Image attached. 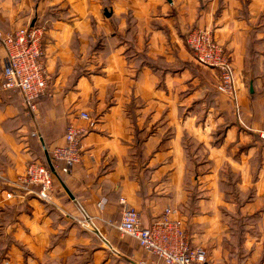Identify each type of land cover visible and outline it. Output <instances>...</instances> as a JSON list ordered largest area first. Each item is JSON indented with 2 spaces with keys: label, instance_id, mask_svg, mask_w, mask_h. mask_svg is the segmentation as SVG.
<instances>
[{
  "label": "crops",
  "instance_id": "crops-1",
  "mask_svg": "<svg viewBox=\"0 0 264 264\" xmlns=\"http://www.w3.org/2000/svg\"><path fill=\"white\" fill-rule=\"evenodd\" d=\"M29 21L44 27L48 86L27 114L1 87L0 46L1 263L162 264L106 223L124 198L144 226L177 209L206 264H264V73L247 67H264V0H0L1 30ZM198 27L231 56L237 109L185 44ZM80 112L96 123L81 160L55 175L51 202L14 189L28 162L46 163L67 126L85 123ZM77 204L104 239L77 224Z\"/></svg>",
  "mask_w": 264,
  "mask_h": 264
},
{
  "label": "built area",
  "instance_id": "built-area-1",
  "mask_svg": "<svg viewBox=\"0 0 264 264\" xmlns=\"http://www.w3.org/2000/svg\"><path fill=\"white\" fill-rule=\"evenodd\" d=\"M44 27L30 24L21 25L11 30L0 29V46L5 52L2 66V83L4 90L19 93L27 114L35 116L37 101L47 94L48 77L44 62ZM185 42L197 64L217 70L216 90L224 94L237 109V88L231 56L214 36L210 28H193L185 35ZM78 116L84 124H69L66 128L63 146L55 147L50 158L54 169L48 164L32 160L25 166L24 172L13 182L14 189L34 193L41 201L50 203L53 196V182L59 172L67 173L82 157L81 139L91 131L96 121L87 112ZM257 131L264 140V127ZM60 162L62 165H60ZM10 182V183H12ZM17 182V183H16ZM15 190H6L5 199L20 197ZM123 207L118 221L106 223L114 227L121 235L136 240L139 247L156 257L162 264H206L207 254L204 248L192 246L187 237L184 221L177 214V209L166 207L160 217L144 226L139 212L120 199ZM103 201L98 205H102ZM77 224L92 231L104 239L100 228L88 212L80 205Z\"/></svg>",
  "mask_w": 264,
  "mask_h": 264
},
{
  "label": "rangeland",
  "instance_id": "rangeland-1",
  "mask_svg": "<svg viewBox=\"0 0 264 264\" xmlns=\"http://www.w3.org/2000/svg\"><path fill=\"white\" fill-rule=\"evenodd\" d=\"M30 23V21L28 22V23H24L25 25H27V24H29ZM185 44H186V42H185ZM200 67H201V69L203 68L204 70H208L209 68L208 67H204V66H201L200 65ZM247 67H249V70L251 69V74H261V73H264V67H262V70L260 71L259 69H258V67H257V64L256 63H250V64H247ZM208 68V69H207ZM257 70H258V72H257ZM216 84V83H215ZM250 85V83L248 82V80H246L245 81V88H248V86ZM214 93L215 94H218V92H217V90H216V85H215V91H214ZM214 94V95H215ZM216 96V95H215ZM214 96V97H215ZM215 99H216V101H218V98H216L215 97ZM219 102V101H218ZM220 103L222 104L223 103V100L222 101H220ZM218 131L217 132H219V133H221L222 132V129H217ZM264 142V141H263ZM187 144H188V147H189V150H197V154H198V156H197V161H203V160H205V156L204 157H202L203 155H204V149H203V147L200 145V144H198V143H196V142H193V141H191V139H187ZM191 154V153H190ZM199 158H201V159H199ZM192 163H195L196 162V160H194V159H191L190 160ZM16 180H17V178H16ZM10 239L9 238H7V241L6 242H0V252H1V248H2V246H4V245H6V244H9L10 242ZM141 250V249H140ZM142 252H144V250H141ZM152 261H153V259H152ZM0 264H2L1 263V253H0Z\"/></svg>",
  "mask_w": 264,
  "mask_h": 264
},
{
  "label": "water",
  "instance_id": "water-1",
  "mask_svg": "<svg viewBox=\"0 0 264 264\" xmlns=\"http://www.w3.org/2000/svg\"><path fill=\"white\" fill-rule=\"evenodd\" d=\"M168 1L170 2L171 0H168ZM105 15H106V16H109V12H105ZM249 91H250V92H253V85H252V82H250V85H249ZM45 158H46V162H47L49 168H50L51 170H53V172H54V169H53V166H52V162H51V158H50V155H49V153H48L47 151H45ZM65 189H66V188H65ZM66 191H67V189H66ZM67 192H68V191H67Z\"/></svg>",
  "mask_w": 264,
  "mask_h": 264
},
{
  "label": "trees",
  "instance_id": "trees-1",
  "mask_svg": "<svg viewBox=\"0 0 264 264\" xmlns=\"http://www.w3.org/2000/svg\"><path fill=\"white\" fill-rule=\"evenodd\" d=\"M33 26H41L40 24H38V25H36V24H32ZM185 39V38H184ZM185 41V40H184ZM264 141V140H263ZM43 163V162H42ZM44 164H47V162L46 163H44ZM138 245V244H137ZM138 247H139V245H138ZM140 248V247H139ZM141 249V248H140ZM146 252V251H145ZM148 253V252H147ZM150 254V253H149ZM152 255V254H151ZM153 256V255H152ZM155 257V256H154Z\"/></svg>",
  "mask_w": 264,
  "mask_h": 264
}]
</instances>
